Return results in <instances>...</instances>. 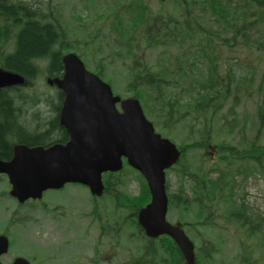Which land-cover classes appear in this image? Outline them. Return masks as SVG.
I'll return each instance as SVG.
<instances>
[{"label": "trees", "instance_id": "obj_1", "mask_svg": "<svg viewBox=\"0 0 264 264\" xmlns=\"http://www.w3.org/2000/svg\"><path fill=\"white\" fill-rule=\"evenodd\" d=\"M123 1L111 10L112 19L107 18L112 20L108 52L98 49L79 55L83 58L91 53L92 58H98L96 72L103 79L106 70L121 64L128 76L124 92L141 101L156 129L170 133L189 125L188 140L178 146L182 155L172 169H180L182 185L170 193L167 183L168 215L181 211L183 223H177L197 232L198 227L215 226L216 218L225 213L240 227H247V236H264L263 218L248 210L240 196L242 182L264 172V144L260 139L264 130V71L258 81L252 69L238 77L232 68L225 69L223 53V46L234 49L239 44L245 50L257 44L264 54V0H169L173 10L163 6L159 11L147 0ZM77 45L91 47L69 39L63 14L52 0H0L1 67L29 80L37 78L45 66L46 75L57 76L63 71L62 56L78 53ZM148 52L155 55L151 62L145 58ZM256 97L252 120L257 127L255 138L248 136L245 124L241 125L238 110L243 98ZM44 127L50 128L48 134L56 130L53 122L46 125L37 117L30 119L21 101L15 103L0 93L1 158L10 153L7 140L30 145L46 142L48 134H38ZM29 131L33 135H28ZM210 145L218 148L216 161H210L203 151L199 166L184 165L190 151H202ZM129 169L138 176L142 191L132 197L122 192L125 184L121 173L105 175L102 196L112 199L114 206L111 215L95 213L101 236L120 244L123 235L127 237L132 230L128 241L140 242L141 248L135 261L128 264H186L170 237L149 238L139 225L138 212L151 196L143 176ZM2 214L8 216L4 210ZM260 246L264 249V241ZM218 253L212 241H201L196 246L197 264L211 263ZM246 254L243 264L259 263L253 259V250Z\"/></svg>", "mask_w": 264, "mask_h": 264}, {"label": "rangeland", "instance_id": "obj_2", "mask_svg": "<svg viewBox=\"0 0 264 264\" xmlns=\"http://www.w3.org/2000/svg\"><path fill=\"white\" fill-rule=\"evenodd\" d=\"M147 1L155 11L161 10L163 6L173 10L169 0ZM123 2V0H52V3L63 14V20L69 32V39L73 42L81 40L91 45L92 50H90L91 47H85L86 45H82V48L77 45V54L80 55L85 51L96 50L97 52L98 49L108 52L107 44L111 42L110 37L112 35V20L108 22L111 18L109 16H111V10L117 6L120 7ZM233 47L236 48L225 49L223 46V53H225L226 58L225 69L232 68L236 71L238 77L248 75L247 73L252 69L255 71V77L257 76L256 80L258 81L259 76L264 71L263 52L257 48V44L250 46L249 49L244 48L245 50L239 48V44ZM99 53L103 55L101 51ZM145 58L151 62L155 59V55L153 56L152 53L148 52ZM83 59L91 70L96 71L98 58H92L91 53H85ZM104 79L112 84L114 93L123 98L132 97L131 94L124 92V81L128 79V76L126 71L122 69L121 64H115L112 68L106 70ZM38 86L39 89L49 90L44 80L39 82ZM256 101L257 97L254 100L243 98L238 110L241 125L245 124L248 136L255 138L257 127L254 122L252 123V120L255 118ZM149 120L153 121L151 117ZM157 131L179 146L186 139L188 140L189 125L183 124L170 133L166 130L157 129ZM260 139L264 144V130ZM217 150L216 146L210 145L202 151H190L184 165L189 166L193 163V165L199 166L202 163L200 156L203 151L209 156L210 161H216ZM206 165H209V161H206ZM179 170L171 169L167 173L170 193L177 192L182 185L183 180ZM120 173V178L122 177L125 184L122 187V192L132 197L139 196L142 190L138 182V176L127 166H124ZM237 181L240 182V178ZM185 185L187 188L189 187L188 180H186ZM8 191L7 180L0 179V231L5 228L10 229L13 241L12 255L4 258L5 261L8 260L11 263L15 257L22 256L31 262L35 260L33 264H128L138 257L141 243L128 241L132 230H128L127 237L123 235L120 244H116L108 237L101 236L102 232L95 213H99L102 217L107 214L111 215L110 208L114 206L112 199L105 196L93 198L84 186L68 184L62 190L47 191L44 194L43 202L30 204L26 209L21 208L20 210L23 213L29 212L30 216L28 218L30 221H20L19 224H14L12 227L9 217L2 214L6 204H13L8 203V199L3 197L4 192ZM240 196L243 197L246 208L251 210L255 216H260L264 220V172L255 173L246 182H242ZM45 203L49 208L61 206L56 209L57 211H46V223L42 222L44 216L41 214L32 215L33 211H37ZM94 207L98 208L94 210ZM220 215L215 220V226L198 227L197 232L193 229L184 228L195 246L203 240H210L219 248L216 259L207 264H243V258L247 255L246 252L248 253L250 250H253V259L258 260V264H264V249L260 246L261 242L264 241V236H247L245 234L246 226L240 227L235 219H229V216L225 213H220ZM33 216L35 219L42 218L38 222H33ZM183 217L181 211L177 212L176 210L168 215V219L172 223L179 221L183 223ZM190 218L192 222L196 221L194 212L190 213ZM247 246L250 247L249 250Z\"/></svg>", "mask_w": 264, "mask_h": 264}, {"label": "water", "instance_id": "obj_3", "mask_svg": "<svg viewBox=\"0 0 264 264\" xmlns=\"http://www.w3.org/2000/svg\"><path fill=\"white\" fill-rule=\"evenodd\" d=\"M62 61L63 77L49 82L65 94L60 121L70 139L46 148L16 146L12 160L0 159V174L8 176L11 196L20 202L41 199L45 191L66 184L86 186L92 195L101 196L103 174L119 172L126 160L144 177L151 195L138 213L146 235L153 239L169 236L186 264H197L194 242L180 224L167 219L166 171L179 161L181 151L156 132L137 98L114 95L111 86L87 70L75 53L64 55ZM25 83L20 74L0 69V88ZM8 246V238L0 236V264ZM11 264L30 262L19 257Z\"/></svg>", "mask_w": 264, "mask_h": 264}, {"label": "flooded vegetation", "instance_id": "obj_4", "mask_svg": "<svg viewBox=\"0 0 264 264\" xmlns=\"http://www.w3.org/2000/svg\"><path fill=\"white\" fill-rule=\"evenodd\" d=\"M82 58V57H81ZM62 59V58H61ZM82 60L84 61L85 65L86 62L85 60L82 58ZM63 63V61H62ZM6 71H10L8 69H5L4 67H0ZM40 68V67H39ZM86 68L96 74L99 75V73H97L94 70H91L87 65ZM42 68H40L41 70ZM12 72V71H11ZM36 74H34L33 76L35 77ZM64 75V66H63V71L59 74V75H53L51 76L46 75V66L45 68H43L41 74H37V78L35 79H28L27 77L23 76L26 79V84L24 85H13V86H7V87H3L0 88V93L1 94H6V96L10 99H12L13 101H21L23 107L25 108V110H27L30 119H34V118H39L41 120L44 121V124H50L51 122H53L56 126V130L55 131H51L50 133V128L49 127H44L38 134H48V137L46 142L44 143H40L37 145H30L27 143H23L21 141H17V140H7V142L10 145V153L7 155V157L5 158H1V160L3 161H10L14 158V154H15V148L16 146H27L29 148H35V147H43L46 148L48 146H51L53 144H65L69 141L70 137L66 131V129L64 128V126L61 125V121H60V111L63 105V102L65 100V94L63 93V91H61L57 85L52 82L50 83L49 80L54 81L55 79L59 78L61 79ZM100 76V75H99ZM101 77V76H100ZM102 78V77H101ZM42 80H44V83L47 84V86L49 87V90L47 89H39V82H41ZM18 107V105H17ZM33 135V132L29 131L28 135ZM116 173V172H114ZM0 179H6L9 185V191L8 192H4L3 197H6L8 200L7 202L9 203H15V205L13 204H6L5 209H3L9 219L11 220L12 223V227L14 226V224H19L20 221H24V220H29L28 218L30 216L29 212L23 213L22 210H20L21 208H27L28 205H34L37 204L38 202L41 203L44 200V193L43 197L41 199H27L24 202H20L19 200H17L16 198H14L13 196H11L10 191L12 189L11 184L9 183L8 180V176L6 174H0ZM66 186V185H65ZM64 186V187H65ZM63 187V188H64ZM63 188L59 189L62 190ZM51 191V190H50ZM54 191H58V190H54ZM41 208H39L37 211H33L32 215H36V214H41L43 217L42 222L46 223V211L47 212H54L57 211L56 209L60 208L61 206L58 207H53V208H49L48 205H43L40 206ZM98 208V207H94V210ZM94 214V213H93ZM34 216L32 217V221L33 222H38V220H40V218L35 219ZM41 222V221H39ZM101 229V227H99ZM102 232V231H101ZM0 236H5L8 238L9 241V246H8V252L7 254L3 255L1 258V261L5 264H9L10 262L8 260L5 261L4 258L11 256V252H12V239H11V231L10 229H2V231H0ZM111 239V237L109 238ZM22 257V256H20ZM17 257H15L14 259H16ZM99 258H101V256H99ZM13 259V260H14ZM27 259V258H26ZM12 260V261H13ZM30 264H33L34 261H30L29 259H27Z\"/></svg>", "mask_w": 264, "mask_h": 264}]
</instances>
